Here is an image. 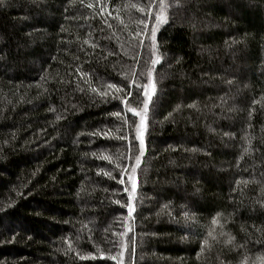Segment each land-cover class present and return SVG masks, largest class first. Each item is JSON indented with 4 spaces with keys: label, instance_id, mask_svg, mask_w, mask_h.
<instances>
[{
    "label": "trees",
    "instance_id": "16d2710c",
    "mask_svg": "<svg viewBox=\"0 0 264 264\" xmlns=\"http://www.w3.org/2000/svg\"><path fill=\"white\" fill-rule=\"evenodd\" d=\"M148 3L0 7V264H115L121 251L123 264L264 260V0H165L130 218L122 207L139 118L92 88L131 91L132 107L145 99L128 84L148 83L155 17L129 5Z\"/></svg>",
    "mask_w": 264,
    "mask_h": 264
},
{
    "label": "snow or ice",
    "instance_id": "6c2138e0",
    "mask_svg": "<svg viewBox=\"0 0 264 264\" xmlns=\"http://www.w3.org/2000/svg\"><path fill=\"white\" fill-rule=\"evenodd\" d=\"M7 0H0V7L6 6ZM177 3H179V0H177ZM130 7H136L137 10L141 13H146L149 17L153 16L155 17V22L153 24V26L150 29V37H151V47H152V57L149 60H146L144 63L151 64V67H148L147 69L141 68L140 72H139V76H144L145 75V71L147 74V80L148 83L141 85L140 83H138V79L139 77L137 76L136 79H132L129 81L128 84V88L131 89L132 85L135 84L136 88L139 90L141 88H143V92L141 93L145 99L143 101H141L140 104H138L136 107H132L129 103H128V97L132 96V92L131 91H127L125 92L124 88L115 85V84H108L107 88L102 90V91H98L96 88H92L93 92H97L100 96L102 97H106L109 94V90H114L112 92V95L114 98H118L121 100V103L125 104V111H130L134 117H138L139 118V123H136V121H132V125L135 127L136 130V136L135 139L139 141V147L138 149L136 148V145L133 144L131 148L128 149L129 152L133 153V156L130 158H134L135 163L132 164L131 166V173H129V182L131 183V190H129L127 187H125L123 189V191L128 192V201L125 205H122V207H127L128 209V217L130 218L132 216V213L134 211V206H133V193L136 190L137 187V182L135 179V173L137 171V168L140 167V164L142 162V157L144 156L145 153V141L143 139V132L146 128V115L147 112L149 110V103L151 101V97L153 95H155L156 93V82L153 78V70L156 64H158L160 62V57L156 54V33L159 29V27L162 24H166L168 23V14H167V8L169 7L168 4L165 3V0H149V3L145 6H141V7H137V5L135 4H131L129 5ZM87 7L92 8L93 5L91 3H89L87 5ZM153 7L156 8L155 11H153ZM138 23H143L145 30H147L148 28V21L147 19L143 20V21H138ZM110 27V25H109ZM141 33L138 32L136 33V36H140ZM84 43H89L87 40L84 41ZM92 47H96V45H92ZM135 47H143V40H138L137 44L135 45ZM136 55L138 56L139 53H136ZM137 63H139V61H137ZM133 76H136L135 73V69H133ZM80 75L86 76L87 74L85 73H80ZM83 90V89H81ZM117 93H120L121 95L117 96ZM142 105V107H141ZM114 115L119 116L120 113H114ZM59 119V117H57ZM124 124L127 125L128 121L127 119L124 120ZM94 134H101V135H108L107 132H102V133H94ZM120 139H127V136L122 135L119 137ZM248 149L245 148V152H247ZM104 159L109 160L110 162L112 161L111 157L105 156L103 157ZM120 157H117V161L115 162L117 167L120 170V175L121 177H123L126 174V168L122 165H120L118 163ZM105 175H108L109 178L111 179H116L115 176H112V174L110 172H105ZM118 183H124L123 179L119 180ZM116 203H119V201H115ZM2 210V209H0ZM221 214L220 213H216L215 216L212 218L211 223L213 225L218 224V220L216 219V217H219ZM184 216L186 219H193V216H190L189 213H184ZM86 227V225H85ZM222 227V225H221ZM113 235H115V233H113ZM120 235H124L123 233H121ZM220 236H227V240H225V244H232V242L234 241V237H232L230 234H227L225 232H220L219 233ZM208 237H211L213 240H216V235H214L213 231H208L207 236L202 240L201 242V250H204L205 246H209V239ZM261 243H264V241H260ZM111 243V241H110ZM121 247H123L121 245ZM236 247H243V245H236ZM97 253L99 254L100 258H106L105 254L100 250V248L97 246ZM78 255L80 256L81 259H84L86 257L95 259L96 257L92 254V253H78ZM197 256L199 258V253H197ZM112 260L115 261V264H123V251H121L118 255H110L109 257ZM247 260V258H245ZM248 264H255L254 261H248ZM261 264H264V260L261 261Z\"/></svg>",
    "mask_w": 264,
    "mask_h": 264
},
{
    "label": "rangeland",
    "instance_id": "374dc122",
    "mask_svg": "<svg viewBox=\"0 0 264 264\" xmlns=\"http://www.w3.org/2000/svg\"><path fill=\"white\" fill-rule=\"evenodd\" d=\"M239 72V71H238ZM238 72L236 73V75L238 74Z\"/></svg>",
    "mask_w": 264,
    "mask_h": 264
}]
</instances>
